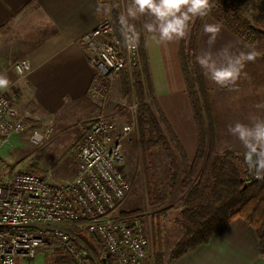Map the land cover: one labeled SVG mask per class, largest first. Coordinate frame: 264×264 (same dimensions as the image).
Segmentation results:
<instances>
[{"label":"crops","instance_id":"1","mask_svg":"<svg viewBox=\"0 0 264 264\" xmlns=\"http://www.w3.org/2000/svg\"><path fill=\"white\" fill-rule=\"evenodd\" d=\"M105 9L110 11L106 12ZM111 11L110 0H0V74H6L11 82L8 88L0 89V92L9 95L19 108L28 109L40 118L49 116L57 124L85 121L89 116L92 117L97 112L87 91L94 77V69L88 63L89 52L84 48L81 38L100 21L111 16ZM142 18L143 25L151 21L150 17ZM205 23L221 25L214 52L225 45H231L234 50L247 51V46L251 45L258 47V51L263 54L264 46H258L261 42L248 43L243 36L211 15L204 18L200 27L197 54L208 47L207 36L203 32ZM143 32L153 95L160 108L164 109V114L170 116L168 120L178 121L171 111L172 106L186 102L188 107V102L177 61L167 63L162 50L168 43H159L156 36L144 28ZM192 32L186 38V44L188 38L191 40ZM179 42L171 44L175 46ZM154 49L155 54L157 50L161 53L156 62L157 77L151 60V50ZM174 53L177 54L176 48ZM23 58L30 61L32 68L20 77L13 65ZM167 65L172 69L170 72H173V77L176 75L178 79L176 86L167 83ZM127 72L131 74V70ZM201 72L208 87L214 115L217 152L231 150L243 153L240 143L229 135L227 127L236 121L248 123V117L252 115L264 118V55L245 65L243 72L247 75L242 74L237 85L231 89L217 86L203 74L202 69ZM88 124L83 126L84 132ZM172 126L184 147L190 142L195 149L194 128L184 133L178 128L180 126ZM67 225L72 231L71 224ZM16 264L72 262L64 256L63 249L53 242L40 248L33 259L18 258ZM171 264H264V255L260 254L253 227L236 217L228 227L215 231L208 242L187 251Z\"/></svg>","mask_w":264,"mask_h":264},{"label":"built area","instance_id":"2","mask_svg":"<svg viewBox=\"0 0 264 264\" xmlns=\"http://www.w3.org/2000/svg\"><path fill=\"white\" fill-rule=\"evenodd\" d=\"M81 42L94 69L87 94L100 107L108 97V81L140 64L138 41L132 50L125 47L108 16L86 32ZM13 68L23 77L32 66L23 58ZM18 69L24 70L21 73ZM39 117L19 108L9 95L0 92V143L23 134ZM128 127L118 131L115 122L96 115L74 146L75 172L71 179L56 181L49 175L27 170L0 178V264H16L18 258L33 259L40 248L53 242L68 252L76 264H91L90 251L71 240L72 232L66 225L72 223L96 236L105 254L113 257V264H143L149 238L140 214L115 213L131 190L121 151V140L127 133L124 129ZM30 129V140L35 144L51 130Z\"/></svg>","mask_w":264,"mask_h":264},{"label":"trees","instance_id":"3","mask_svg":"<svg viewBox=\"0 0 264 264\" xmlns=\"http://www.w3.org/2000/svg\"><path fill=\"white\" fill-rule=\"evenodd\" d=\"M122 1L110 0L112 28L117 37H121L118 18ZM125 1L128 4L129 0ZM210 2L213 6L209 15L219 20L222 13H228L231 9L226 1L210 0ZM204 18H198L197 22L192 23L194 26L191 28L193 32L191 30L190 54L185 51L186 38L180 40L181 47L177 52L178 66L195 133V149L191 155L186 151L180 137L166 119L153 95L143 18L132 21L138 33L140 64L131 69L129 78L128 72L124 70L126 74L122 82V92L126 95L133 92L137 105L136 127L142 160L147 168L152 151L158 147L165 148L168 160V187L170 190L177 186L182 190L185 189V194L181 198L182 208L175 219L183 233L167 256L164 254L163 231L159 220L165 211L160 210L154 215V220L152 219L149 255L152 264H171L187 251L208 242L215 231L228 227L236 217L242 218L253 227L258 238L260 254L264 255V180L253 177L254 174H246L242 153L231 150L218 153L216 150L215 121L208 87L201 68L196 63L197 37ZM226 19L222 23L239 35H246L244 37L248 43H254L264 37V30L256 25L255 27L250 25V22L239 13H234ZM160 125L165 129L166 135L161 131ZM166 136L173 145L174 153L169 150ZM27 171L36 172L32 168ZM248 175L249 177L246 178ZM170 190L168 193L163 192L147 179L149 205L163 204L168 199ZM128 213L132 212H120V215ZM77 228L72 227V232L76 236L81 234L80 229L85 230L83 226H79L77 233ZM87 238L92 241L91 246L94 247L95 258H90L91 264H104L102 258H105L106 264H113V257L104 253L101 242L90 234ZM71 240L78 244L75 238L72 237ZM63 251L64 256L68 257L72 264H76L72 256ZM146 263L147 257L143 264Z\"/></svg>","mask_w":264,"mask_h":264},{"label":"rangeland","instance_id":"4","mask_svg":"<svg viewBox=\"0 0 264 264\" xmlns=\"http://www.w3.org/2000/svg\"><path fill=\"white\" fill-rule=\"evenodd\" d=\"M221 1H226L231 6V9L228 13L225 12L219 16L221 17L220 20L222 22L227 20L226 18L231 17V15L234 13H239L242 17L246 18L250 22V25L253 27L256 25L257 27L264 30V0ZM126 7L127 3L125 0H123L119 7L120 14L126 11ZM197 20L198 18H196L194 22H197ZM231 25L235 26V24ZM244 36L246 37V35ZM244 36L243 38H245ZM255 42H261L258 46L263 47L264 37L254 41V43ZM187 44H184L185 51L190 54L191 40L189 41V38ZM172 46L173 44L171 43H168V45L164 46L162 50L163 58H166V62L169 64H172V61L175 60V62L177 61L178 65V54L174 53V48H176V51L178 52L181 45H175L173 48ZM256 49L258 50V47H256ZM151 51V60L153 62L152 65L154 67V73L157 77L156 62H158L161 53H159V50H157L158 52L155 54V49ZM166 67L170 80H167V83L171 86H174V84L176 86V81H178V79H176V75L174 78L173 72H170L172 69L169 67V65ZM178 68L179 66L177 69ZM125 74L126 73L122 71L118 75L113 76L112 79L108 81V97L103 105L100 107L94 103L93 105L96 107V112L98 114H102L104 117L115 122L118 131H120L122 127L126 125L130 126L132 129V131L127 132L121 140V151L124 158L123 170L130 181L131 190L119 204L115 213L118 215H120V212H132L140 214L145 226L146 234L149 238L146 264H152V261L149 259L151 252L150 226L151 222L154 220V215H156L160 210L165 211V213L160 216L159 220L161 222L163 231L164 254L167 256L173 245L183 233L182 228L175 222V219L178 217L182 208L181 198L185 194V189L182 190L177 186L170 190L168 187V160L166 158L167 153L165 148L158 147L154 149L149 162H147L148 166L145 168L144 162L142 160L143 157L141 156L138 145L136 111H130V107L135 102L133 92L127 95L122 92V82ZM128 74L129 73H127V75ZM130 76L131 74L128 75V78ZM148 101H150V98ZM172 107L173 109L171 111L175 113L174 116L177 117L178 121L170 122L167 118L170 116L165 113L164 115L166 119L170 123L180 126L178 128L181 132L187 133L188 129L192 130V117L190 110L188 109L189 107H186V102H183L182 104L177 103ZM162 111H164L163 108ZM97 113L93 114L92 117L89 116V118H87L85 121L67 122L66 124H57L49 116L42 118L39 117L37 120H32L30 123V128H42L41 130H43L46 127H50L51 130L49 134L39 143L35 144L30 140V133L32 129L29 128L23 134L15 135L7 142L0 143V178L6 176L7 174L10 175L14 171H24L32 168L35 169L36 172L45 174L47 176L49 175L50 178L56 181L71 179L75 172L74 146L80 142L83 137V126L87 125L89 121L98 115ZM160 126L161 131L165 134V129L162 125ZM166 140L169 150L174 153L173 145L171 142H169L167 136ZM190 141L192 142L193 140ZM185 145L187 152L191 155L194 150L193 144L188 142ZM147 179L149 182L155 184L158 189L163 192L168 193L170 190L168 199L163 204H158L155 206L149 205L147 199ZM76 225L71 224L70 227H77ZM76 230L78 233V229ZM80 230L81 234H78L77 236L70 230L72 232V237L75 238L78 244H81L90 251V256L93 259L95 258L93 251L94 247L93 245L91 246L92 241L90 242V240L87 238L89 234H87L83 229ZM94 237L97 239L96 236ZM103 263L106 264V262Z\"/></svg>","mask_w":264,"mask_h":264},{"label":"clouds","instance_id":"5","mask_svg":"<svg viewBox=\"0 0 264 264\" xmlns=\"http://www.w3.org/2000/svg\"><path fill=\"white\" fill-rule=\"evenodd\" d=\"M212 6L210 0H129L126 11L118 18L123 44L129 50L136 47L138 33L131 21L142 16L151 18L150 22L144 23L143 28L154 34L159 43L185 39L190 35L194 20L209 16ZM203 32L207 36L208 47L196 55V63L203 74L221 88H234L241 75H247L243 72L245 65L264 55L251 45L247 46V51L234 50L231 45H225L214 52L221 25L205 23ZM25 68H28L27 61ZM23 70L18 69V72L22 73ZM10 83L6 74H0V89L8 88ZM136 108L137 105L133 104L130 111ZM124 131L131 132L132 129L128 127ZM227 131L240 143L247 171L258 180H264V118L249 116L248 123L236 121L228 125Z\"/></svg>","mask_w":264,"mask_h":264},{"label":"water","instance_id":"6","mask_svg":"<svg viewBox=\"0 0 264 264\" xmlns=\"http://www.w3.org/2000/svg\"><path fill=\"white\" fill-rule=\"evenodd\" d=\"M246 184H244V187H245ZM102 261L105 262V258H102Z\"/></svg>","mask_w":264,"mask_h":264}]
</instances>
